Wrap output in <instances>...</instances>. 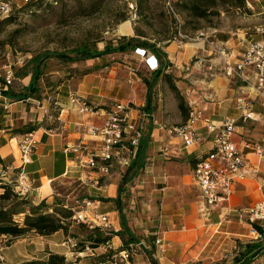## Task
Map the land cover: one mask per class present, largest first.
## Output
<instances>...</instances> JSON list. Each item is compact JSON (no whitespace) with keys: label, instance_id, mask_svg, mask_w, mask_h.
Segmentation results:
<instances>
[{"label":"crops","instance_id":"0c3cea01","mask_svg":"<svg viewBox=\"0 0 264 264\" xmlns=\"http://www.w3.org/2000/svg\"><path fill=\"white\" fill-rule=\"evenodd\" d=\"M246 1L250 13H244V19L246 16L250 18L264 15V0ZM127 22L130 24V31L125 36L134 37L133 24L131 21ZM200 36L201 39L196 38L191 43L180 45L174 41L162 47L165 54L163 60L171 63L165 72L173 75L176 87L186 102L187 90H196V93L207 90L215 95V101L206 104L208 117L218 122L226 117H237L235 103L240 96V82L223 73L224 66L220 65L221 60L207 41L225 44L231 55L228 61L234 64L242 57L251 41L264 40V30L253 37L248 35L245 27L226 17L220 27L207 28ZM132 52L145 63L142 56L136 51ZM148 54L158 59L155 53ZM94 60L100 64V68H97L100 70L87 72L77 91L58 93L53 102L34 98L15 101L3 96V72H0V169L10 167L9 170L5 169L1 180L4 183L16 180L18 172L15 170L22 168L20 143L26 134H15L14 130L37 126L34 135L39 141L38 147L31 162L24 167L36 180V189L29 196L31 202L38 206L46 201L49 206H54L55 200L61 197L57 186L66 183L77 184L78 187L75 186L65 196V206H75L77 202L90 199L95 202L97 211L108 214L117 231H122L121 219L118 217L121 211V195L116 194L122 177L120 168H113L109 176L101 178L87 165L86 157L77 161L73 154L65 153V148L80 142L96 145V139L88 134V129L92 125H100L113 105L123 104L129 109L131 117L142 124L147 118L142 112L148 105L152 113L153 131L144 173L138 176L141 184L136 187L139 190L146 189L153 196L152 199L162 200V211L158 220L153 218L151 224L127 222L130 234L125 235V241H128L131 235V245L136 246V253L130 264H151L146 252L153 249L157 264H237L233 261L234 252L238 242H251V226L239 221L236 212L264 199L262 101H251L252 110L258 120L240 121L233 137V141L247 156L256 173L236 185L229 202L212 207L204 213L201 211V192L192 175V162L213 147L212 138L204 124L201 121L195 123L197 134L204 138V141L186 148L180 137L168 132V128L181 125L184 119L174 93L164 81H159L158 89L154 88L152 94L147 89L145 97L140 95L138 98L131 91H127V86L123 91L125 75L114 76V72L109 76L103 74L105 69L101 70V65H104L102 63L106 61V55L89 59L88 62ZM196 61H201L202 71H207L210 65H215L218 75L210 78L197 67L191 68ZM17 80L21 87H27L31 82V75L16 78L15 81ZM72 96L84 99L99 109L95 113H82L79 104L71 102ZM169 103L173 115L166 116ZM1 190L0 187V193ZM148 207L154 216V204L151 202ZM20 219L22 220L23 216ZM72 228L73 226L68 234L63 231L51 236L30 233L14 240L3 248L5 262L2 264H19L40 257L46 252L65 255L75 264H111L101 259L108 251L104 246L84 251L80 256L75 255L70 242L77 243L80 239L72 236ZM158 238L163 240L162 250L155 245ZM3 242L5 239L0 238V244ZM110 242L114 244L115 254L122 251L124 241L119 236H114ZM260 244L264 247V238L260 240ZM250 264H264V252L257 255Z\"/></svg>","mask_w":264,"mask_h":264},{"label":"built area","instance_id":"2783aa9c","mask_svg":"<svg viewBox=\"0 0 264 264\" xmlns=\"http://www.w3.org/2000/svg\"><path fill=\"white\" fill-rule=\"evenodd\" d=\"M25 1L29 2V0ZM167 5L173 11L171 3L169 2ZM0 12L6 18L11 15L12 9L3 4L0 5ZM181 26L179 21V29ZM176 40L180 45H183L186 40L193 41L194 39L180 31ZM207 43L221 60L220 65L224 66L223 73L240 82V96L235 103L238 116L226 117L219 122L213 120L207 115L206 104L214 102L215 95L207 90L198 93L196 90H187L185 96L191 109L187 123L168 128L169 134L180 137L186 148L204 141V138L197 134L195 128L197 121L204 124V128L207 129L212 138L213 147L196 160L192 170L193 180L201 192V211L204 213L212 207L229 202L234 195L236 185L256 173L247 156L233 141V137L237 133L240 121L258 120L252 110L251 101L260 99L264 105V40L251 41L242 57L234 64L228 61L231 55L225 44L217 41H207ZM136 53L145 59V63L151 71L159 68L158 59L154 55L148 54L143 49H137ZM28 59V56H18L15 61L4 66L2 86L5 90H8L16 80L15 67L25 66ZM196 67L203 69L201 61H196L191 66V68ZM215 67V65H210L207 71L200 70L204 72L205 76L213 78L218 75ZM197 94L198 96H196ZM71 102L79 104L82 113H95L97 111L95 106L89 105L86 100L77 96H72ZM142 115L146 117L145 113ZM88 134L96 139V145L91 146L80 142L67 146L65 153L73 154L77 161L86 157L87 165L103 178L109 176L115 167L120 168L121 174L125 173L137 156L138 146L143 135V126L140 121L131 117L126 106L118 103L106 113L105 120L100 125L89 127ZM38 143L34 132L26 134L20 143L22 168L17 173L14 188L18 195L25 198L29 197L36 189L35 178L26 172L24 167L31 162ZM5 169L9 170L10 167L0 169V177L4 176ZM94 203L90 199H84L77 202L75 206H66V208L73 212L72 220L78 224L82 223L89 229L100 228L108 235L113 232L117 233L111 217L108 214L99 213ZM236 216L239 221L251 226V242L260 241L262 235L257 227L264 231V199L252 206L237 210ZM5 242L0 244V264L5 262L3 255ZM155 245L161 250L164 248L163 240L160 238L156 239ZM70 246L74 249L75 255H82L83 252L75 250L77 247L75 242L71 241ZM104 247L113 249L114 244L108 242ZM135 250L136 246L130 245L129 249L115 254L111 264H130L132 256L136 253ZM85 251H92V249L87 246ZM118 258H120V263Z\"/></svg>","mask_w":264,"mask_h":264},{"label":"rangeland","instance_id":"374dc122","mask_svg":"<svg viewBox=\"0 0 264 264\" xmlns=\"http://www.w3.org/2000/svg\"><path fill=\"white\" fill-rule=\"evenodd\" d=\"M136 1L107 0L101 3L98 0H29V2L25 0H0L1 6L6 4L12 9L11 16L13 18L12 23H5L4 14L0 12V72H3L4 66L15 61L18 56L29 57L23 67L30 71L33 67L30 61L34 56H44L48 53L61 55L60 58H51L43 62L44 69L39 83L42 87L39 93L41 98L53 102L58 93L77 91L79 83L87 72L100 70H97L100 68L97 60L72 62L69 61V56L79 55L77 51L85 47L91 50L94 48L104 50L106 45L117 46L122 37L129 38V36L121 35L118 32L119 26L124 23L119 22L124 14L128 16V20L125 22L131 21L134 29L135 24H137L138 28H141L149 37L155 34L153 30L160 33L156 34L160 38L171 36L180 21L183 25V34L193 39H201L200 33L206 31L207 28L220 27L226 17L245 27L248 35L253 37L264 30V15L250 18L246 16L247 18L244 19V13L233 9L230 5L224 4L214 7L211 1H207L206 5L214 7L215 11L220 13L210 15L207 19H196L191 17L187 10L174 6L172 11L165 5L164 1L151 0L149 13L152 17L153 26L150 27L138 21ZM191 42L193 41L186 40L185 43ZM132 51L134 50L106 55V61L102 63L104 65H101V70L105 69V73H103L105 76H109L111 72H114V76L125 75L123 91L127 86V91H131L138 98L140 95L144 98L148 89L144 80L151 78L152 71L144 61L142 62V58L136 57ZM23 67H15V72ZM19 84L17 80L11 86L18 88ZM155 88L157 90L158 85ZM110 106L112 105H107V107ZM171 108L169 103L166 116L173 115ZM148 123L149 120L146 118L144 125L146 126ZM143 171L144 169L140 171V174H143ZM122 180L123 174L116 194L121 195L122 214L127 222L138 221L151 224L153 218L158 220L162 211V200L152 199L153 196L146 189L139 190L136 187L141 184L138 176L124 186H121ZM76 185L66 183L57 186V191L61 194L58 199L59 202L65 203L67 198L65 196ZM78 189L81 190V188ZM151 202L154 204V216L151 215L152 211L148 207ZM118 217L121 219L120 212ZM114 219L116 222L117 215ZM71 222L73 223V235L85 238L89 234L91 229L89 230L88 227L77 224L73 220ZM100 231L104 234L107 233ZM107 250L101 259L105 262H113L115 251L110 248ZM118 261L120 263V258Z\"/></svg>","mask_w":264,"mask_h":264},{"label":"trees","instance_id":"16d2710c","mask_svg":"<svg viewBox=\"0 0 264 264\" xmlns=\"http://www.w3.org/2000/svg\"><path fill=\"white\" fill-rule=\"evenodd\" d=\"M101 3L107 0H98ZM150 1L151 0H137L136 1V16L139 22L145 23L150 27L152 24V17L150 16ZM164 1L165 5L168 7V3L170 2L173 9L174 6H177L183 10H187L191 17L196 19H207L210 15H215V13H220L215 11V6L228 4L233 9L240 11L242 13H250L247 9V1L246 0H161ZM207 1H211L214 7H209L206 5ZM228 1V2H227ZM166 7V9H167ZM5 23H12V16H8L4 18ZM128 20L127 15H123L119 22H125ZM175 20V19H174ZM181 29L176 25V30L174 33L165 38H160L156 34H160L157 31H154V35L148 36L141 28H138L137 24H135V36L134 37H122L117 46H109L106 45L104 50H98V48H94L93 50L85 47L77 51L75 57L69 56V61H84L89 59H95L97 57H101L107 54L113 53H123L128 50L143 49L147 53H155L158 56L159 68L151 73L150 79H145V84L148 87L149 93L152 94L154 88L158 85L159 81H164L171 91L174 93L177 101L180 112L183 116V123L178 126H182L187 123L190 114V106L188 102L185 101V98L181 95L180 91L176 87L174 82V77L171 73H166L165 69L171 66L170 62H166L163 60L165 56L163 52V48L170 43L174 42L179 34V30ZM153 29V28H152ZM18 33V32H16ZM186 42V41H185ZM160 45V46H159ZM61 55H56L53 53H48L44 56H34L31 59V64L33 65L32 70L28 71L25 67L21 70L15 72L16 78H25L31 75V82L27 87L19 86L17 89L14 86H10L8 90H3L1 94L7 98L13 99L15 101L24 100L28 98H34L37 100H41V95L39 94L41 91L40 81L41 76L43 74L44 69V61L51 58H60ZM3 82V80H1ZM149 94V95H150ZM89 105L88 101H86ZM99 109V108H96ZM145 113L146 117L149 118V123L143 126V135L140 140L137 156L131 163V165L126 169L123 174V180L121 182V186H124L129 183L132 179L139 176L140 171L145 168L147 163V154L149 150V143L151 141V134L153 131V119L150 107H145L143 109L142 114ZM37 130V126H29L27 128L15 129V134H29ZM193 165L196 163L194 160ZM20 172V170H15V172ZM0 177V187L2 188L0 193V238H4L6 240L5 246H9L14 240H17L21 237H24L30 233H36L41 236H51L57 232L63 231L65 233H69L70 228L72 227V217L73 212L66 208L64 202H59L58 199L55 201L54 206H49L46 201L41 202L38 206H35L29 197L25 198L18 195L15 192V181H9L8 183H4ZM52 208V211L50 209ZM121 212V224L122 231H119L115 234H104L99 228L89 229V234L81 239L79 236L73 235V237H78L80 240L76 243V251L84 252L86 247H90L92 250L98 249L108 244L112 240L114 236H119L124 241V246L122 250L129 249L131 245V241L133 238L130 235L128 241H125V235L130 234V231L127 227V220L122 214V209L120 207ZM21 215H23V219L21 220ZM123 216V217H122ZM20 217V218H19ZM82 226H86L84 224H80ZM87 227V226H86ZM257 227V226H256ZM260 231L262 237L264 238V231L257 227ZM264 252V247L258 242H249L246 244H242L238 242L237 249L234 252L233 261L237 264H250L252 260L259 254ZM147 257L151 264H157L156 259L154 258V249L146 252ZM19 264H75V262L69 261L65 255L46 252L40 257L25 260Z\"/></svg>","mask_w":264,"mask_h":264},{"label":"bare ground","instance_id":"6f19581e","mask_svg":"<svg viewBox=\"0 0 264 264\" xmlns=\"http://www.w3.org/2000/svg\"><path fill=\"white\" fill-rule=\"evenodd\" d=\"M130 31V24L128 22H124L119 26L118 32L121 35H126L127 32Z\"/></svg>","mask_w":264,"mask_h":264}]
</instances>
